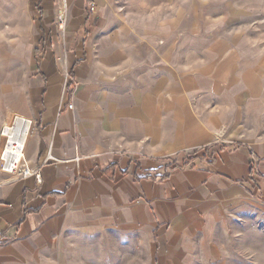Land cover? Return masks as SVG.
I'll return each instance as SVG.
<instances>
[{
    "label": "crops",
    "instance_id": "0c3cea01",
    "mask_svg": "<svg viewBox=\"0 0 264 264\" xmlns=\"http://www.w3.org/2000/svg\"><path fill=\"white\" fill-rule=\"evenodd\" d=\"M31 2L43 37L30 57L14 58L31 83L19 87L17 113L4 124L16 119L1 136L26 142L41 182L0 171V264H229L231 223L264 200L262 152L243 146L192 168L151 159L164 154L160 143L184 144L163 131L178 92L159 86L173 78L175 55L190 53L189 40L159 42L157 22L129 15L134 5L121 0H67L61 37L54 0ZM148 2L157 8L158 0ZM180 107L189 118L190 108ZM93 240L98 247L87 249ZM94 252L116 259L83 260Z\"/></svg>",
    "mask_w": 264,
    "mask_h": 264
},
{
    "label": "rangeland",
    "instance_id": "374dc122",
    "mask_svg": "<svg viewBox=\"0 0 264 264\" xmlns=\"http://www.w3.org/2000/svg\"><path fill=\"white\" fill-rule=\"evenodd\" d=\"M121 3L127 7L134 5L135 13L129 15L139 16L152 26L157 22L159 42L187 39L190 44L189 54L175 55L170 67L173 78H167L159 86L165 89L167 85L179 94L170 96L178 107L174 121L164 124L163 131L171 136L167 137L170 142L183 140L184 144L171 150L160 143L159 147H164L160 152L165 150L164 154L151 159L168 168L185 167V161L204 155L206 161L194 159L187 165L198 167L213 161L215 154L233 153L244 147L264 156V0H158L157 8H149L148 0H121ZM33 4L31 0H0V127L17 113L14 106L19 102V87L23 90L31 83L29 73L14 58L30 57L32 48L43 37ZM65 4L68 19L67 0ZM58 8L59 3L54 0V19ZM56 31L64 37L66 27L62 32L57 28ZM223 43L227 50L220 45ZM230 48L234 51L230 52ZM158 74L161 78V71ZM13 78L18 85L13 86ZM184 90L194 91L190 95L181 94ZM180 105L190 108L189 118ZM213 114L226 119L210 124L207 120ZM187 139L198 143L188 145ZM2 144L3 140L0 151ZM230 230L229 264H264V200H254L239 210L238 220L231 223ZM84 246L96 249L98 243L93 240ZM87 256L83 260L116 259L109 253L94 252Z\"/></svg>",
    "mask_w": 264,
    "mask_h": 264
},
{
    "label": "built area",
    "instance_id": "2783aa9c",
    "mask_svg": "<svg viewBox=\"0 0 264 264\" xmlns=\"http://www.w3.org/2000/svg\"><path fill=\"white\" fill-rule=\"evenodd\" d=\"M57 2L59 3V8L57 10L56 24H57V29L62 32L65 30L66 23H67L66 4H65L66 0H57ZM23 121L25 123H28L29 126H31L30 120L25 118V120L23 119ZM10 123H7V124H10ZM3 127L4 126H2L1 128L0 136L2 134ZM1 138L5 139V137L3 136H1ZM4 150L5 149H1L0 151V171L1 172L9 174V175L23 177V178L33 176L36 182L38 183L41 182L40 173L37 170L33 169L29 165V162L24 161L23 158L20 161L12 159L11 156H9L7 153H4L5 152Z\"/></svg>",
    "mask_w": 264,
    "mask_h": 264
},
{
    "label": "bare ground",
    "instance_id": "6f19581e",
    "mask_svg": "<svg viewBox=\"0 0 264 264\" xmlns=\"http://www.w3.org/2000/svg\"><path fill=\"white\" fill-rule=\"evenodd\" d=\"M7 127L10 128L9 130H11L12 133L15 130L14 125ZM3 130H5L4 127ZM2 140H3L2 149H5L4 153H7L9 156L12 157V159L20 161L23 158L24 161H27L25 158V151H24L26 142L23 139H18L13 136L12 140H10L9 137H5V139Z\"/></svg>",
    "mask_w": 264,
    "mask_h": 264
},
{
    "label": "trees",
    "instance_id": "16d2710c",
    "mask_svg": "<svg viewBox=\"0 0 264 264\" xmlns=\"http://www.w3.org/2000/svg\"><path fill=\"white\" fill-rule=\"evenodd\" d=\"M86 1V4L88 5H90L91 4V0H85ZM206 149V148H205ZM194 159H197L196 158V156H195V158H192L191 160H189V161H193ZM201 161H206L205 160V156L203 155V156H201L200 158H199ZM189 161H185L184 162V166H187V165H189ZM207 163H212V161L211 160H209ZM192 168V167H191ZM168 176V173H166L164 176H163V178H166Z\"/></svg>",
    "mask_w": 264,
    "mask_h": 264
}]
</instances>
